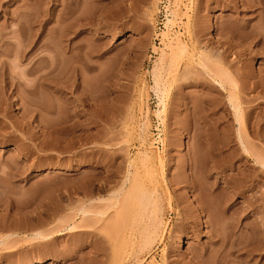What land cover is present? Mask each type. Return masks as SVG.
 Listing matches in <instances>:
<instances>
[{
  "label": "rangeland",
  "instance_id": "374dc122",
  "mask_svg": "<svg viewBox=\"0 0 264 264\" xmlns=\"http://www.w3.org/2000/svg\"><path fill=\"white\" fill-rule=\"evenodd\" d=\"M258 1L0 0V264H264V168L236 139L264 161Z\"/></svg>",
  "mask_w": 264,
  "mask_h": 264
},
{
  "label": "bare ground",
  "instance_id": "6f19581e",
  "mask_svg": "<svg viewBox=\"0 0 264 264\" xmlns=\"http://www.w3.org/2000/svg\"><path fill=\"white\" fill-rule=\"evenodd\" d=\"M246 1V0H245ZM243 2H244V0H243ZM253 2V1H252ZM259 2H262V0H259L258 2H257V4H259L260 5V3ZM247 3V4H246ZM244 5H243V8L245 7L246 9L247 8H251L252 6H254V3L253 4H251V3H248V2H246ZM128 9V8H127ZM170 21V20H169ZM169 21H167V22H169ZM78 27V26H77ZM79 28V27H78ZM256 40V39H255ZM254 41V40H253ZM197 43V42H196ZM253 43V42H252ZM258 44H259V42H257ZM257 44V45H258ZM171 46V44H168V46ZM178 45V44H177ZM176 45V46H177ZM256 45V44H255ZM169 46V47H170ZM178 47H181V45L180 46H178ZM195 47V46H194ZM168 48V47H167ZM171 49H173V47H170ZM171 49H169L170 51H171ZM183 50H184V47H182V49H180V51H179V49L178 50H176V51H174V52H176L175 54H179V53H182L183 52ZM172 52V51H171ZM174 52H172L173 54H174ZM174 54V55H175ZM177 54V55H178ZM176 55V56H177ZM182 54H179L178 55V60L180 61V60H182L181 58H182V56H181ZM175 56V57H176ZM181 56V57H180ZM162 57V56H161ZM160 57V58H161ZM174 56L172 55V57H170V59H172V62H168V65H167V67L169 66H171V67H173V65H169L170 63H172V64H175L176 62H173V61H177V60H174V58H173ZM202 57V56H201ZM199 58L198 59V64L202 67V69L201 70H203V71H201V72H203L205 75H207V77L209 78V80H211L210 78H212L213 79V81L214 82H216L218 85H219V87H221V89H223V91H224V86H223V84H222V81L220 80V79H218L216 76H213L212 74V76L210 75V70L208 69V67L203 63V61L205 60V57H202V58ZM54 58H55V56H54ZM51 59L50 61H54V62H52L51 64H52V69L50 68L51 66H50V61H49V67L48 68H50L48 71V73H46L45 75H42V76H48V77H50V75L52 76V72L54 73V71H56L55 70V68H57V67H55V66H57V65H55L56 63V58L55 59ZM165 58V57H164ZM164 58H161L162 60H160L159 61V63H160V65H159V67H155L154 68V71H153V75L152 76H154V78L158 75L157 73H158V70H162V68L164 67V64L166 63L167 64V62H165L166 60H164ZM168 58V57H167ZM209 60V59H208ZM179 61H177L178 63H179ZM210 62V61H209ZM55 63V64H54ZM180 64V63H179ZM54 65V66H53ZM176 65V64H175ZM175 65H174V67H175ZM166 66V65H165ZM180 66V65H179ZM188 66H190V64L188 65ZM173 67V68H174ZM177 67H178V65H177ZM176 67V68H177ZM34 68L35 67H31L29 70L31 71V72H33L34 71ZM91 68V67H90ZM168 69V68H167ZM172 70V68H169L168 69V71L169 70ZM181 69V68H180ZM180 69H178V71H180ZM164 70V69H163ZM35 71H37V72H40V73H42V71L39 69V70H35ZM164 71H167V70H164ZM175 71V70H174ZM185 72H187V71H185ZM176 73H177V70H176ZM175 72H174V74H176ZM167 74V73H166ZM182 73L180 72L179 73V75H181ZM225 74V73H224ZM203 75V74H202ZM205 75H204V77H205ZM176 77L175 78H177V76L178 75H175ZM211 76V77H210ZM178 77H180V76H178ZM207 77L205 78V79H207ZM44 79H47V78H45V77H43ZM43 78H41V80H44ZM158 78V77H157ZM175 78H174V80H175ZM178 79V78H177ZM176 79V80H177ZM49 80V79H48ZM48 80H44V81H48ZM157 80V79H156ZM156 80H155V82H154V84H155V89H156V91H157V82H156ZM159 80V79H158ZM208 80V79H207ZM158 82H160V81H158ZM210 82V81H209ZM59 83V82H58ZM61 83V82H60ZM63 83V82H62ZM58 84V86H64V84L65 83H63V84ZM56 86L55 87H57V84H55ZM66 85V84H65ZM215 85V84H214ZM235 85V84H234ZM158 86L159 87H161L160 86V83L158 84ZM211 86H213V85H211ZM216 86V85H215ZM65 87H67V86H65ZM65 87L63 88V89H65ZM58 88V87H57ZM153 88V89H154ZM212 88V87H211ZM155 89H154V91H155ZM159 89V88H158ZM215 89H217V88H215ZM214 89V90H215ZM219 89V88H218ZM217 89V90H218ZM233 89V88H232ZM216 90V91H217ZM160 91V90H159ZM158 91V92H159ZM220 91V90H219ZM55 92H56V89H55ZM157 92V93H158ZM161 92H162V90H161ZM56 93H59V90H57V92ZM62 93V92H61ZM157 93L155 92V94L157 95ZM160 93V92H159ZM163 93V92H162ZM221 93V92H220ZM222 94V93H221ZM162 96V95H161ZM158 97H160V96H158ZM161 98V97H160ZM160 100H162V99H160ZM163 101V100H162ZM159 103H161V102H159ZM161 105V104H160ZM163 105V104H162ZM230 106H231V104H230ZM233 107V109L232 110H234V115H235V119H236V121L240 124L241 122H239V118H240V115H241V113H240V106L237 104V105H233L232 106ZM157 113H160V112H157ZM159 116V115H158ZM236 122V123H237ZM254 128H256V130L255 129H253L254 131L253 132H255V131H257L258 132V130L259 129H257V127H256V125H254ZM238 130H239V125H238ZM257 134H259L260 136H261V134H260V132H258V133H256L255 132V136L257 135ZM258 136V135H257ZM259 136V137H260ZM236 139H237V142H238V145L241 147V150H242V152L244 153V154H246V158H247V160H251V159H253V161H254V164H256V165H258V166H260V167H263L264 168V161H260V159L257 157V156H255L254 154H252V151L247 147V145H246V143H245V139L244 138H242V136H241V134H240V131H238L237 132V136H236ZM222 154V152L221 151H218V152H216V153H214L213 151H212V153H211V159H210V162L212 163H210V173L213 171H215L216 172V170H217V165H215L216 164V162L215 161H213V160H216L220 155ZM237 172V171H236ZM238 172H239V170H238ZM237 172V173H238ZM240 173V172H239ZM238 173V174H239ZM127 175H129V173L127 174ZM127 178V180L129 179L128 178V176L126 177ZM126 178H125V180H126ZM223 178V177H222ZM223 180H224V178H223ZM126 183V182H125ZM123 185H125V184H123ZM124 187V186H123ZM122 188V187H121ZM192 188V187H191ZM153 192H149V193H144V192H147V191H143V193L144 194H142V199L140 198V200H141V202H142V204L143 203H146L147 205H150V209H151V211H149V213L147 214V217H146V219L148 220L147 222H146V224L144 223L143 225H141V220L139 219V217H138V219H137V221H136V231H135V233H136V236H137V239H138V250H140V251H144V249H150L151 248V246L154 244V242H155V240H156V238L157 237H159V231H160V227H161V223H160V221H159V219H158V216H157V214H158V203H157V201H156V199L154 198L155 197V191L154 190H152ZM136 193H138L137 191H136ZM212 195V193H211V189H210V196ZM138 196V195H137ZM146 196V197H145ZM136 197V196H135ZM139 197V196H138ZM139 199H138V201H140ZM210 201H211V199H210ZM205 204H206V202L204 203V205L202 204V202H200V199L198 198V197H195L192 201H191V208L194 210V211H196V212H199V215H200V218L202 219L203 218V216H202V214L201 213H204L205 214ZM170 206H171V204H170ZM207 209V208H206ZM207 212V211H206ZM134 215H135V213H134ZM143 217H144V215H143ZM205 224L207 225L208 224V222H205ZM189 229V231L188 232H185L186 234L187 233H191L192 235H193V232H195V231H197L194 227H190V228H188ZM14 233V232H13ZM12 233V234H13ZM11 234V235H12ZM10 237V235H7V238H9ZM6 237V236H5ZM13 237V236H12ZM36 238V237H35ZM5 241H6V238H3V239H1L0 240V244L1 245H4L5 244ZM176 243H179V244H183L184 243V238H182V237H179L178 239H177V241H176ZM182 249H183V247H182ZM246 260L247 259H245V261L244 262H239L240 264H246ZM189 263L190 264H197L195 261H193V258H190L189 259ZM253 264H258L256 261H255V263L253 262Z\"/></svg>",
  "mask_w": 264,
  "mask_h": 264
}]
</instances>
